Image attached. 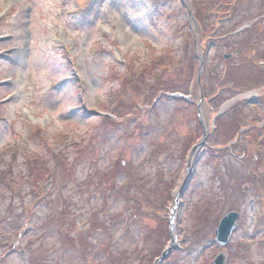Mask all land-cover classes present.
Instances as JSON below:
<instances>
[{
    "label": "rangeland",
    "instance_id": "374dc122",
    "mask_svg": "<svg viewBox=\"0 0 264 264\" xmlns=\"http://www.w3.org/2000/svg\"><path fill=\"white\" fill-rule=\"evenodd\" d=\"M219 254L264 264V0H0V264Z\"/></svg>",
    "mask_w": 264,
    "mask_h": 264
},
{
    "label": "water",
    "instance_id": "95a60500",
    "mask_svg": "<svg viewBox=\"0 0 264 264\" xmlns=\"http://www.w3.org/2000/svg\"><path fill=\"white\" fill-rule=\"evenodd\" d=\"M226 58V57H225ZM237 212H228L226 213V215L219 221L218 223V227L215 230V239L216 242L219 246H225V244H227L229 238L231 237V233L235 230L236 228V220L238 218ZM168 254L167 253H162L160 256V259H163L164 257H166ZM225 258L223 257L222 254H219L218 256H216L215 261L213 262V264H224Z\"/></svg>",
    "mask_w": 264,
    "mask_h": 264
}]
</instances>
